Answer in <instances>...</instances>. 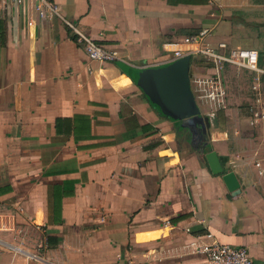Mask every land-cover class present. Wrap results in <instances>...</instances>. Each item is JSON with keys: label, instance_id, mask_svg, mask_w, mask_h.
Returning a JSON list of instances; mask_svg holds the SVG:
<instances>
[{"label": "crops", "instance_id": "obj_1", "mask_svg": "<svg viewBox=\"0 0 264 264\" xmlns=\"http://www.w3.org/2000/svg\"><path fill=\"white\" fill-rule=\"evenodd\" d=\"M53 1L128 63L90 61L33 0L0 10V264H204L198 249L213 242L264 264V175L250 165L264 153L242 160L226 132L210 137L204 115L218 112L200 106L205 138L194 142L134 83L138 70L175 61L189 80L212 77L201 58L171 52L203 28L212 46L255 50L264 67V0ZM224 77L227 104L246 101L249 74Z\"/></svg>", "mask_w": 264, "mask_h": 264}, {"label": "built area", "instance_id": "obj_2", "mask_svg": "<svg viewBox=\"0 0 264 264\" xmlns=\"http://www.w3.org/2000/svg\"><path fill=\"white\" fill-rule=\"evenodd\" d=\"M29 0H0V10H4L7 3L26 5ZM34 11L39 20L59 19L72 34L77 47L88 59L99 64L128 63V58L122 56L117 49L98 46L94 39L82 28L63 18L59 7L53 0H33ZM212 28H203L197 33L184 36L177 44L178 48L172 50L174 58L181 56L199 57L213 69L212 77L192 76L190 78L191 90L198 105L213 114L225 110L227 106L228 91L225 84L224 71L234 68L249 74V104L246 109V123L250 130L264 134V67L259 64V55L252 49H232L224 42L212 46L208 38ZM166 48L167 45L162 46ZM256 169L259 176L264 175V156L255 157L250 164ZM188 231V230H186ZM210 237V235H208ZM1 248V247H0ZM204 264H253L252 259L244 247L213 242L199 247ZM38 260L37 255L30 256ZM122 261V257L118 256ZM123 264H132L125 259Z\"/></svg>", "mask_w": 264, "mask_h": 264}, {"label": "water", "instance_id": "obj_3", "mask_svg": "<svg viewBox=\"0 0 264 264\" xmlns=\"http://www.w3.org/2000/svg\"><path fill=\"white\" fill-rule=\"evenodd\" d=\"M184 76L187 78L183 65L180 61H175L166 66L138 70L134 83L161 115L194 136L197 129L196 121L199 120L198 112L194 111ZM206 159L213 173L220 171L215 153L206 155ZM229 178L231 175L226 176L224 180L228 183Z\"/></svg>", "mask_w": 264, "mask_h": 264}, {"label": "rangeland", "instance_id": "obj_4", "mask_svg": "<svg viewBox=\"0 0 264 264\" xmlns=\"http://www.w3.org/2000/svg\"><path fill=\"white\" fill-rule=\"evenodd\" d=\"M184 79L189 98L194 104V111L199 112L200 107L192 93L189 75H187V78L184 76ZM229 93L230 92L228 89V95ZM248 104V97L246 98V101L236 105L228 103L226 109H223V112L220 110L217 111L218 113L214 117L206 114L208 111L207 109L203 110V114H206L204 116L209 118L210 129L208 130V133L210 137L214 136L215 131L220 133L226 132L227 139L231 142L233 148L234 145L237 147V149L241 148L240 151L243 153V155L240 156V159L242 160L245 159L243 156H248L250 154V149L254 150V148H256L259 149L258 153H264V134H247V132L250 133L246 123V109ZM244 132H246V134H244ZM235 136L238 138L236 141L234 140ZM27 255V259L33 261V258L30 257L32 253Z\"/></svg>", "mask_w": 264, "mask_h": 264}, {"label": "flooded vegetation", "instance_id": "obj_5", "mask_svg": "<svg viewBox=\"0 0 264 264\" xmlns=\"http://www.w3.org/2000/svg\"><path fill=\"white\" fill-rule=\"evenodd\" d=\"M204 130H205L204 126L201 129H199V128L196 129L195 135L193 137L194 142L198 140V141H201V143H203V140L205 138Z\"/></svg>", "mask_w": 264, "mask_h": 264}, {"label": "trees", "instance_id": "obj_6", "mask_svg": "<svg viewBox=\"0 0 264 264\" xmlns=\"http://www.w3.org/2000/svg\"><path fill=\"white\" fill-rule=\"evenodd\" d=\"M50 239H51L53 242H55L56 244H58V243L60 242V238H56V237H54V238H48V239H47V249H48V250H50V249H54V247H51V246H50V241H51Z\"/></svg>", "mask_w": 264, "mask_h": 264}]
</instances>
